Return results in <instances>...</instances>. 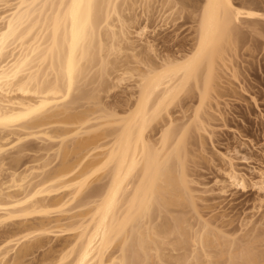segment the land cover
Segmentation results:
<instances>
[{"label":"bare ground","instance_id":"6f19581e","mask_svg":"<svg viewBox=\"0 0 264 264\" xmlns=\"http://www.w3.org/2000/svg\"><path fill=\"white\" fill-rule=\"evenodd\" d=\"M116 1L0 0V176L5 152L29 137L57 141L55 157L60 159L51 172L44 171L47 163H43L20 173L8 172L5 181L0 180V226L10 222L17 227L0 243V264H24L35 248L42 247L43 238L71 231L72 239L59 245L58 257L49 264H63L71 256L66 264H126L131 237L138 252L146 255L153 250L154 259L161 262L158 241L176 233L193 246L192 260H196V250L202 253L204 262L196 264H219L218 258L225 255L219 252L214 258L210 252L222 234L214 226L215 217L202 220L198 230L188 226L186 231L178 220L176 224L171 220L173 227L153 224L162 212L179 207L184 199L192 206L195 203L184 167L190 129L187 123L177 125L169 109L184 101L191 84L198 104L188 122L205 130L200 112L207 102L215 101L211 93L221 96V91L230 87L229 82L223 83L221 71H229L233 79L238 75L233 35L243 24H264V13L236 6L232 0H202L190 52L180 57L167 55L156 65L138 61L146 68L137 69L135 97L124 113H97L99 116L90 118L83 109L74 112L75 103L67 99L84 73V63L91 58L93 40L98 39L100 49L106 46L104 36L115 41L114 22L122 33L124 21ZM144 30L137 35L142 37ZM145 44L146 53H152L151 45ZM110 46L116 51L113 43ZM135 49L130 50L132 58L138 54L132 52ZM95 110L90 109L92 114ZM164 115L168 122L153 142L148 132ZM100 171L106 179L101 190L75 204L79 211L71 214L74 208L67 207L79 200L90 178ZM226 177L230 187L246 190L245 177L231 163ZM257 178L249 181L263 195L259 201L263 204L264 170H259ZM155 206L156 219L151 217ZM35 216H39L36 224L31 223ZM61 220H69L68 227ZM248 242L236 252L226 251L225 264H264V252L257 253L255 245ZM180 243L174 242L175 246ZM147 259L146 255L143 263Z\"/></svg>","mask_w":264,"mask_h":264},{"label":"rangeland","instance_id":"374dc122","mask_svg":"<svg viewBox=\"0 0 264 264\" xmlns=\"http://www.w3.org/2000/svg\"><path fill=\"white\" fill-rule=\"evenodd\" d=\"M232 1L236 6L264 13V0ZM201 2L202 0H117L116 4L124 21V28L121 33V30H118L119 24L114 22L116 25L114 31L118 34L117 39L111 41L107 36H104L103 41L106 46L101 49L98 39L93 40L91 58L84 63V73L67 99L68 102L75 103L72 105V108L76 109L74 112H79V110L83 112L84 110L85 115L90 118H95L104 112L107 115L123 114L135 97L136 84L134 81L138 78H136L137 69L145 67L143 64L141 66L138 61L156 65L160 64L159 60L167 55L180 57L190 52L195 38L196 15ZM1 6L0 12L2 11ZM143 27L145 30L140 37L137 32ZM233 38H236L237 41L236 55L233 60L238 75L236 79H233L230 77L229 71L224 70L223 72L218 69L222 72L223 83H230V87L227 86L225 90H222L221 96L215 92L211 93L212 99L214 98L219 105L217 107L215 101L211 100L200 112V117L205 122V130L199 131L196 128L197 124L189 123L193 118V109L198 104L197 93L192 89L191 84L184 101L169 109L176 124L178 123L180 126L187 123L186 126L188 125L190 129V131L188 129L189 135L185 142L186 149L184 148V167L189 189L195 197L193 200V203L195 202L194 209L189 204L191 201L186 198L179 207H170L168 212L164 211L165 214L162 212L160 214L162 216L157 221L154 220L157 216V206L151 216L154 218H152L153 224L159 226L168 223L170 227H173L175 226L173 222L176 224L175 220H178L182 222L181 227L186 231L190 230V227H192L191 230H198L202 220H210L215 217L214 226L221 229L222 234H220L221 238L218 237L216 240L215 248L210 249V252L214 258L218 257L219 252H225L222 258H218V261H221L219 264H225L226 251L236 252L243 248L248 240V243L255 245L252 246L254 251L264 252V202L263 204L259 203L260 197L263 198V195L253 189L250 184L252 179L254 181L258 179L259 170H264V24H243L237 34L233 35ZM112 43L116 51L111 50ZM145 43L151 45L152 51L154 50L153 54L146 53L144 47L147 45ZM132 48H136V51L132 52L134 54L138 52L137 56L140 54L139 57H131L130 50ZM224 52H228L226 45ZM143 53L145 54L143 55ZM230 55L232 56V54ZM121 78L123 80L119 81ZM90 109H96V114H92ZM165 118L167 119V116L164 115L162 120L153 125L154 128L152 127L150 133L148 132V137L153 142L158 138L157 131L168 122V119ZM194 125L197 126L194 127ZM36 138H26L15 149H10L8 153L5 152L4 155L7 159L5 158L6 161L3 162L5 166L1 171V181H5L4 178L9 174L8 172L20 173L27 170L28 167H41L43 163H47L44 171H53L54 166L59 165L60 159L55 157L57 141L48 142L45 138ZM229 163L245 177L246 190L230 187V181L226 177ZM171 164L174 165L175 162ZM43 174L41 178L44 177ZM99 177L100 179L97 180ZM105 182L104 172L100 171L93 175L90 178V184L85 188L79 200L67 207V209L74 208L70 210V213H78L79 209H75V204L78 206L77 204L80 202L91 199L90 197L97 194ZM80 210H84V208H80ZM36 218L39 216H35L31 223H38ZM68 222L69 220H61L64 227H68ZM56 230L54 229V231ZM16 231V225L10 222L0 226V243L6 239V236L8 237ZM73 234L74 232L71 231L66 232L64 236L49 235L48 238H43L42 247L35 248L23 260L24 264L53 262L59 255V252H56L59 245L72 239ZM253 237L255 241L252 240ZM177 240H180L181 243L175 246L174 242ZM159 242L161 243L159 244ZM226 244L227 246H225ZM158 246L162 261L157 262L153 256L154 251L148 250L146 252L148 259L146 263H143L146 255L137 251L135 238L131 237L126 248V264H196L204 262L199 250H196V260H192L193 246L189 240L177 236V233L170 235L167 240L158 241ZM149 247L153 249V246L149 245ZM71 259L72 256L63 264L68 263Z\"/></svg>","mask_w":264,"mask_h":264}]
</instances>
